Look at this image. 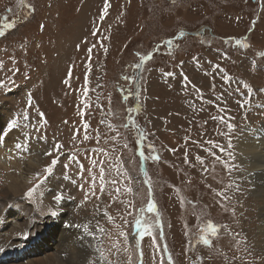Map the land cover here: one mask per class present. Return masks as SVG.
Returning <instances> with one entry per match:
<instances>
[{"label":"rangeland","instance_id":"obj_1","mask_svg":"<svg viewBox=\"0 0 264 264\" xmlns=\"http://www.w3.org/2000/svg\"><path fill=\"white\" fill-rule=\"evenodd\" d=\"M0 33V131L19 130L40 159L21 201L37 222L73 206L69 224L97 252L80 264H264L236 164L208 167L232 204L216 217V181L183 163L187 148L203 155L201 131L231 147L264 122V0H0ZM13 217L7 230L23 231Z\"/></svg>","mask_w":264,"mask_h":264},{"label":"bare ground","instance_id":"obj_2","mask_svg":"<svg viewBox=\"0 0 264 264\" xmlns=\"http://www.w3.org/2000/svg\"><path fill=\"white\" fill-rule=\"evenodd\" d=\"M203 96L205 98V107L200 106L201 109L198 111V115L201 114L205 109H207L206 96ZM230 120L231 122L233 121L232 118L227 117V122H230ZM200 135L204 140L203 143H205V147H203V155H201V152L199 151V154L194 156V150L192 148H187L188 150L184 152L183 157V163L187 168L186 172L190 173L193 170L194 173L192 174L194 175V177L197 176L200 178V183L204 181L207 183V181L209 182V180L214 182L216 181L217 188L213 199L216 206V217H221V215L224 216L228 212L224 210L219 214L218 203L224 201L226 203H224L221 207L226 208V206H229L228 208L230 209V205L232 204L229 200H227L226 192H224L225 189H221V187L218 186V181L221 180L220 174L216 170H209L208 167L213 159L216 164L218 162V158L224 159L226 165L229 161H233L236 164V170H240L244 175L243 180L246 179V191L253 196L252 198H250V201L253 204H251L250 202L243 203V205L245 204L247 206V211L245 213L243 212L242 214L246 218V220L251 215L256 216L255 219L250 220L251 222L248 221L247 225L248 228L252 227V230L257 232L258 236L261 239L262 249L264 250V122H262L257 128L249 127L246 133H244L243 135L239 134V136L232 143L231 147L228 142L226 143V140L224 142L217 143V141L213 139H207L210 135L207 131H201ZM0 141H2V143H0V157H3L2 160H4L5 162L4 163L0 161V180L3 183L7 184L10 191V196H7L6 199L4 198L6 200V203L0 206V249H2L0 250V263L7 264V262H10L11 260V262H13V259L15 258V261L18 262L19 260H25L27 258L25 262L18 263L26 264L29 261L33 262L34 259L36 260V258L34 257H28H31V255L38 253L44 254V257H41L43 259L37 261L34 260V263L30 262L29 264H80L81 257L90 253L89 248L92 249L91 244L95 242V238L89 237V244H86L87 236L83 234V228L81 232L76 229L78 227L75 228L73 225L69 224L68 220L69 218H71V214L72 211H74V208L72 211H70L73 206L71 207L70 203L67 202V204L64 200H60L63 205L61 213L56 218H53L51 215H46L44 217H40L38 222L36 221V217L38 216V214L32 207L27 206L26 203L21 201L22 197L25 195V193L27 194V192L23 191V195L20 193L21 189L25 188L33 180V177L31 175L32 169H35V167L38 166V162L40 159L39 157H35L36 152L32 148V142L28 141L26 135L21 134L17 129L10 128L7 130H3L2 128L0 131ZM17 144L20 145L19 148L16 147ZM226 144L229 145V147H226ZM37 169L38 168H36V170ZM196 182L197 181L193 179L192 185H195ZM206 183H202L204 187L202 185L201 186L204 190L203 194L207 195L205 187ZM17 201L18 204L16 203ZM196 201L198 202V200ZM74 207H76V205ZM240 208L241 207H239V209ZM16 216L18 217L17 219L23 221L22 223H25L23 231L15 230V232H13V228L7 230V227L9 226L8 217L16 218ZM239 218L242 220V217ZM235 219H237L236 216ZM246 220H237L238 223L236 225L238 226V228ZM52 223H55L54 225L57 226L58 231H55L53 233V235L55 236L52 235L48 238L45 234V230L46 227H48V225H51ZM92 235L96 236V233ZM47 240L48 242H46ZM56 246L58 247V249H56ZM91 253H93L92 255L94 257L97 256L95 248H93V251ZM9 255H11V258L9 257Z\"/></svg>","mask_w":264,"mask_h":264},{"label":"snow or ice","instance_id":"obj_3","mask_svg":"<svg viewBox=\"0 0 264 264\" xmlns=\"http://www.w3.org/2000/svg\"><path fill=\"white\" fill-rule=\"evenodd\" d=\"M106 4H107V0H106ZM5 26H9V25H5ZM0 35H3V33H0ZM89 52H91V49H89ZM141 59H142V60H143V59H147V57H142ZM228 127L231 128V125H228ZM0 143H2V141H0ZM16 147L19 148L20 145L17 144ZM60 147H61L60 145H56V148H60ZM46 155H50V153H46ZM154 159H158V158H155V157H154ZM55 163H56V161L53 160V161H52V164H55ZM44 171L50 173V172L52 171V169H51V167H46V168L44 169ZM101 190H102V187H101ZM32 191H34V189H29V192H28L27 194H28V195H31ZM60 198H61L60 196H56V197H55L56 200H59ZM148 211H149V212L153 211V205H152L151 203H149V205H148ZM54 214H55V213H53V215H54ZM137 226H138V227L140 226V222H139V221H137ZM208 227H209L210 230L215 231V229L213 228V225H212L211 223L208 225ZM143 231H144V230L142 229V233H143ZM204 243L207 244L208 241L205 240ZM0 250H2V249H0Z\"/></svg>","mask_w":264,"mask_h":264},{"label":"water","instance_id":"obj_4","mask_svg":"<svg viewBox=\"0 0 264 264\" xmlns=\"http://www.w3.org/2000/svg\"><path fill=\"white\" fill-rule=\"evenodd\" d=\"M207 28V27H206ZM203 30V28H201L198 32L196 31V32H189V34H192V35H198V33L199 32H201ZM147 58H148V56H147ZM147 59H141L140 60V65H139V67H138V76H137V79H136V82H138V80H139V73H140V67H141V64L143 63V62H145ZM135 106H137L136 104H135Z\"/></svg>","mask_w":264,"mask_h":264},{"label":"flooded vegetation","instance_id":"obj_5","mask_svg":"<svg viewBox=\"0 0 264 264\" xmlns=\"http://www.w3.org/2000/svg\"><path fill=\"white\" fill-rule=\"evenodd\" d=\"M259 7H260V6H259ZM203 29H206V30H207L208 28H206V27H203ZM202 33H203V32H202ZM168 46H170V44H168ZM168 46H167V48H168Z\"/></svg>","mask_w":264,"mask_h":264}]
</instances>
